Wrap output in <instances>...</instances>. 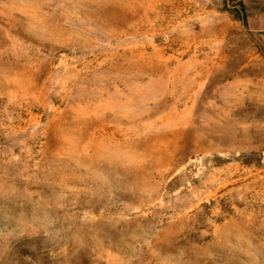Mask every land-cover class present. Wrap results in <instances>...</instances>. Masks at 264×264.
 <instances>
[{"label": "rangeland", "instance_id": "1", "mask_svg": "<svg viewBox=\"0 0 264 264\" xmlns=\"http://www.w3.org/2000/svg\"><path fill=\"white\" fill-rule=\"evenodd\" d=\"M261 24L0 0V264H264Z\"/></svg>", "mask_w": 264, "mask_h": 264}, {"label": "trees", "instance_id": "2", "mask_svg": "<svg viewBox=\"0 0 264 264\" xmlns=\"http://www.w3.org/2000/svg\"><path fill=\"white\" fill-rule=\"evenodd\" d=\"M239 6H240V9H239L240 19L243 21V23H245L246 22V16H245V12H244V9H243L242 1L239 2Z\"/></svg>", "mask_w": 264, "mask_h": 264}, {"label": "crops", "instance_id": "3", "mask_svg": "<svg viewBox=\"0 0 264 264\" xmlns=\"http://www.w3.org/2000/svg\"><path fill=\"white\" fill-rule=\"evenodd\" d=\"M253 30L254 31H259V32L264 31V24H261L260 26H257L255 28H253Z\"/></svg>", "mask_w": 264, "mask_h": 264}, {"label": "water", "instance_id": "4", "mask_svg": "<svg viewBox=\"0 0 264 264\" xmlns=\"http://www.w3.org/2000/svg\"><path fill=\"white\" fill-rule=\"evenodd\" d=\"M262 40L264 41V32L260 33Z\"/></svg>", "mask_w": 264, "mask_h": 264}]
</instances>
